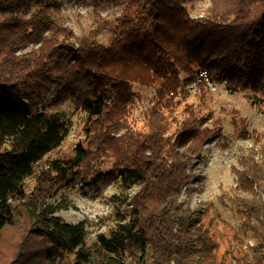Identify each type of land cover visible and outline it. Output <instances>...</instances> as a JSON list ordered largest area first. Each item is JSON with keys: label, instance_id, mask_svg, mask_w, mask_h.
Segmentation results:
<instances>
[{"label": "trees", "instance_id": "1", "mask_svg": "<svg viewBox=\"0 0 264 264\" xmlns=\"http://www.w3.org/2000/svg\"><path fill=\"white\" fill-rule=\"evenodd\" d=\"M103 1L124 5L107 43L98 31L78 38L59 23L52 11L61 0H0V235L21 225L18 239L5 247L0 242V264L84 258L78 247L85 223L54 215L62 205L49 198L84 181L91 149L104 153L112 143L116 172L110 176L120 178V189L110 202L118 221L98 236L109 258L219 264V243L202 212L181 197L190 194L194 161L220 122L209 124L212 116L187 101L180 118L178 111L186 83L203 70L232 90L252 89L264 98V0H211L204 16L192 15L185 0ZM136 82L156 86V96L142 111L144 127L131 129L123 123L136 103ZM51 97L72 100L88 119L89 145L80 142L67 158L45 159L71 129L61 114L47 110ZM249 164L245 158L236 171L237 187L255 197L239 205L246 228L260 238L250 220L264 228L262 169ZM32 176L37 183L28 190Z\"/></svg>", "mask_w": 264, "mask_h": 264}, {"label": "rangeland", "instance_id": "2", "mask_svg": "<svg viewBox=\"0 0 264 264\" xmlns=\"http://www.w3.org/2000/svg\"><path fill=\"white\" fill-rule=\"evenodd\" d=\"M61 2L62 4L52 11L53 17L59 23L71 26L78 38L98 31V40L105 43L110 41L124 9L123 4L103 0ZM210 4L211 0H185V5L194 16L208 14ZM185 76L183 75V78ZM197 79L190 82L192 87L185 86L187 94L182 97L183 104L179 107L178 117L184 114L183 107L187 101L188 104L200 108L203 114L212 116L208 119L209 124L214 120L220 124L216 126L217 133L204 146L201 156L194 161L196 167L190 182V194L184 191L181 199L187 200L192 208H198L202 212L205 224L219 243V264H264V228L253 219L250 220L260 238L253 234V228L247 229L245 215L239 205L240 200L253 202L255 196L237 187L236 173L237 170L243 169L242 162L245 158L249 165L258 164L262 169L259 192L264 193L263 95L252 89L232 90L228 88L225 80L217 81L205 76ZM133 89L136 103L123 125H130L131 129L132 125L133 129L143 128L142 111L153 102L156 86L149 87L136 82ZM203 91L206 92L205 99L201 97ZM49 101L47 110L61 114L71 129L60 148L45 159L54 156L67 158L73 154L74 147L80 142L85 146L89 145L87 141L91 136L87 132L88 119L70 99L63 98L55 102L51 97ZM110 133L109 130L106 134L114 136ZM96 134L102 139L106 138L103 132ZM113 147L112 143L104 153L99 154L95 148L91 149L90 156L83 166L84 181L71 188L60 189L49 198L50 203L62 205L57 207L54 215L69 223L83 221L86 225L85 242L78 247L84 253V258L74 264H137L127 255L118 256L117 259L109 258L110 255L105 253L98 241L99 234L111 233L118 221L116 208L110 202L120 189V178L110 176L113 175L112 172H116ZM251 157L253 162L250 161ZM39 166L44 168V162H40ZM100 171L103 178L98 180ZM27 183L28 190H32L37 183V177L28 178ZM251 208L252 205L247 209ZM20 232L19 224L6 228L0 235L2 246L5 247L10 241L18 239ZM147 261L151 262L150 253Z\"/></svg>", "mask_w": 264, "mask_h": 264}, {"label": "built area", "instance_id": "3", "mask_svg": "<svg viewBox=\"0 0 264 264\" xmlns=\"http://www.w3.org/2000/svg\"><path fill=\"white\" fill-rule=\"evenodd\" d=\"M206 73H207V72H206L205 70L201 71L200 75L198 76V79H199V78H203V76L206 77V75H207ZM198 79H197V80H198ZM192 86H193V85H191V83H189V84L186 85V87H192Z\"/></svg>", "mask_w": 264, "mask_h": 264}]
</instances>
